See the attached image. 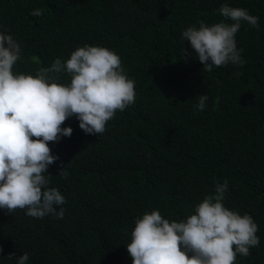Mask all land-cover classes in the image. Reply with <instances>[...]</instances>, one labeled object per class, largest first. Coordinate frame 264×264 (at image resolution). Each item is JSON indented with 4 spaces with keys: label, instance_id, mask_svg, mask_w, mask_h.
Returning a JSON list of instances; mask_svg holds the SVG:
<instances>
[{
    "label": "trees",
    "instance_id": "trees-1",
    "mask_svg": "<svg viewBox=\"0 0 264 264\" xmlns=\"http://www.w3.org/2000/svg\"><path fill=\"white\" fill-rule=\"evenodd\" d=\"M222 4L246 8L259 28L242 22L236 34L243 66L207 72L182 32L224 20ZM0 31L21 45L17 74L102 46L120 55L137 93L102 135L66 120L73 133L50 142L59 159L48 168L49 187L67 201L64 218L0 209V264H17L25 252L27 264H132L137 217L159 210L185 219L225 179V206L259 226V247L236 264H264V0H0Z\"/></svg>",
    "mask_w": 264,
    "mask_h": 264
},
{
    "label": "clouds",
    "instance_id": "clouds-1",
    "mask_svg": "<svg viewBox=\"0 0 264 264\" xmlns=\"http://www.w3.org/2000/svg\"><path fill=\"white\" fill-rule=\"evenodd\" d=\"M218 12L224 20L211 25L201 20L182 32V41L191 45L207 72L214 66H243L236 34L242 22L259 28V17L246 8L222 4ZM184 51L186 58L191 55ZM21 52L14 36L0 31V209L63 219L66 198L49 187L48 168L59 159L50 142L71 137L73 129L62 125L72 117L86 134L102 135L118 111L135 104L136 81L127 75L120 55L107 47L86 44L35 75L13 71ZM61 74L70 82L61 83ZM208 100L200 95L196 110L203 111ZM227 191L226 179L217 182L215 192L195 205L194 214L179 221L164 218L159 210L137 217L127 244L132 264H236L238 255L248 257L260 245L259 226L251 215L225 206ZM28 261L25 252L17 264Z\"/></svg>",
    "mask_w": 264,
    "mask_h": 264
}]
</instances>
